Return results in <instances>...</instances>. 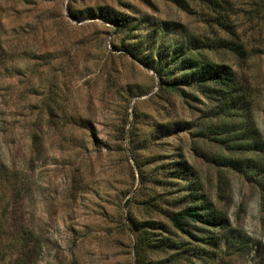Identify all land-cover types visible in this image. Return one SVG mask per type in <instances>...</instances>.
Listing matches in <instances>:
<instances>
[{"label":"rangeland","instance_id":"rangeland-1","mask_svg":"<svg viewBox=\"0 0 264 264\" xmlns=\"http://www.w3.org/2000/svg\"><path fill=\"white\" fill-rule=\"evenodd\" d=\"M165 39L209 43L264 130V0H0V264H264V190L231 165L256 155L244 117L167 77ZM192 189L223 227L173 226Z\"/></svg>","mask_w":264,"mask_h":264},{"label":"trees","instance_id":"trees-1","mask_svg":"<svg viewBox=\"0 0 264 264\" xmlns=\"http://www.w3.org/2000/svg\"><path fill=\"white\" fill-rule=\"evenodd\" d=\"M203 1L213 7H219L224 11L229 5V0ZM218 15L217 23L220 27H228L223 19V13H218ZM114 17L116 19H114ZM105 18L113 23H116L115 20L120 19L117 14H112L111 17L105 16ZM122 25H128V21H123ZM168 29L167 27L166 31H168ZM153 33L155 37L151 40L152 47L157 44L160 37H164V34H159V30L157 29L154 30ZM166 41L167 39L163 40L162 46L159 47L160 59L158 60V64L161 69L165 71L164 73L167 77H169L172 71L180 65L184 72L181 84H196L198 86H207L210 84L211 89H209L212 95L211 97L218 101L223 117L230 120L237 116L244 117L243 134H250L252 138L244 142L241 137V139H238L240 140L238 147L243 151H250L252 153L255 151L256 155L253 154V156L244 159L240 157L231 162V165H233L237 171L244 172L249 180L258 181L264 190V130L262 131L255 127L251 112L253 95L240 84L237 73L230 65L220 61H212L206 56L204 50L211 48L209 43H204L202 46H199L195 41L194 46L193 40L190 39L186 42L184 41L185 43L181 45L180 50L177 51L178 45L167 46L168 44ZM216 48L234 52L239 54L240 57H243V55L245 56L243 48L233 40L221 38L217 42ZM149 64L146 65L151 66ZM171 83H174V80ZM239 133L240 136H242L240 131ZM243 165L246 166V168H243ZM188 168L189 166L185 164L183 167H180V170H188ZM191 195L192 200L190 204L170 217L175 228L180 231H185L186 227L192 223H203L205 226H217L218 228L225 225V219L222 214L211 205L204 195L200 196L195 189L191 190ZM8 264H26L24 252H21Z\"/></svg>","mask_w":264,"mask_h":264}]
</instances>
